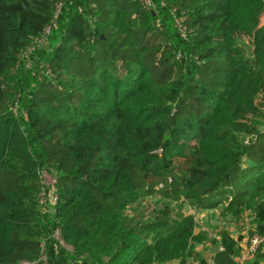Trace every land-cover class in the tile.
Returning a JSON list of instances; mask_svg holds the SVG:
<instances>
[{"label":"trees","instance_id":"obj_1","mask_svg":"<svg viewBox=\"0 0 264 264\" xmlns=\"http://www.w3.org/2000/svg\"><path fill=\"white\" fill-rule=\"evenodd\" d=\"M84 1H66L37 76L21 52L54 0H0V264H34L44 239L47 264H206L208 240L214 264H264V242L239 262L229 231L171 206L264 232V0ZM38 166L57 177L48 213ZM149 197L165 204L145 212Z\"/></svg>","mask_w":264,"mask_h":264},{"label":"built area","instance_id":"obj_2","mask_svg":"<svg viewBox=\"0 0 264 264\" xmlns=\"http://www.w3.org/2000/svg\"><path fill=\"white\" fill-rule=\"evenodd\" d=\"M66 1L67 0H54V10H53L51 22L46 24L41 32L31 36L30 40L28 41V43L21 52L26 67L30 69L34 75L40 76L42 75V72L48 75L52 74L51 68L44 61H41L39 63L40 68L37 67V61H38L37 53L42 48L46 47L52 29V24L56 22ZM138 2L144 8L147 9L149 8L154 9V7H156L157 5V2L160 5L165 4V0H138ZM171 12L173 15L174 26L176 27L177 31L181 35L186 36L188 32V28L185 24V16L183 14H180L176 9V7H172ZM180 56L181 53L177 52V57ZM10 108L14 112H17L18 103L16 100L11 103ZM37 175L40 181V190L38 193L39 201L41 204L40 210L43 213H48L53 210L54 205L58 200L59 194H58L57 177L55 172L47 166H38ZM60 229H61L60 226H54V231L52 235L59 238ZM247 239H248L247 251H248V255H251L256 251L260 243L264 242V232L262 233L255 232L251 236L249 237L247 236ZM45 248H46V243L44 239L41 243V254L39 258L33 262L34 264H40V263L47 264ZM172 262L173 263L170 264H178L177 260H173Z\"/></svg>","mask_w":264,"mask_h":264},{"label":"rangeland","instance_id":"obj_3","mask_svg":"<svg viewBox=\"0 0 264 264\" xmlns=\"http://www.w3.org/2000/svg\"><path fill=\"white\" fill-rule=\"evenodd\" d=\"M87 4H89L88 0L84 1V3L80 4L79 6L81 8H84L85 10L86 9L88 10ZM259 128L264 130V116L259 119ZM164 202L165 201H163L162 199L155 200V198L149 197L143 202V206H145L146 208L145 212L156 210L159 206H161L162 204H165ZM171 206L174 208L173 209L174 212H181L182 214H190L191 216H193V220L195 222L194 226L196 227V231L205 230L208 238L214 237L217 235L220 236V232L222 231V229H226L227 231H229V233L233 235L232 230L236 226L237 230H239L240 232L238 233V235H236L235 239L236 238L242 239L243 233L246 236H248L249 231L251 230L252 226H254V222L252 218L250 216H247L246 222L244 223L243 226H249V227H247V229L245 227L242 229H239L236 223L234 222V219L231 217V215H225L220 212L219 206L215 208H208V209L206 208L196 209L193 205H191L190 203L186 201L173 202ZM53 231H54V228L52 229L51 234L53 233ZM244 240L245 242H247L248 241L247 237H245ZM208 242L209 240L203 243H200V244H206ZM53 246L57 247L58 242L54 240ZM46 249L47 248H45V251ZM57 249L59 250L58 247ZM208 249L211 251L214 249L212 244L208 245ZM239 251H240V248H239Z\"/></svg>","mask_w":264,"mask_h":264},{"label":"crops","instance_id":"obj_4","mask_svg":"<svg viewBox=\"0 0 264 264\" xmlns=\"http://www.w3.org/2000/svg\"><path fill=\"white\" fill-rule=\"evenodd\" d=\"M263 18V19H262ZM259 24H264V11L263 13L261 14L260 18H259ZM247 227L249 226H245V228L247 229ZM253 228V226H252ZM196 231V230H195ZM233 232V235L231 234L232 238H234L235 242H236V246H238L240 248V253L238 255H236V259H238L239 262L241 261H244L245 259H248L250 257V255H248V251H247V242H245L244 238L247 237L243 232V235H242V239H238L236 237V235H238V233L240 232L239 230H237L236 226L234 227V229L232 230ZM215 238L219 239L220 236H214ZM210 244V242L206 243V244H196V249H202L204 246H206V249H204L203 251V254L206 258V260L208 261L209 259H212L213 261V250H209L208 249V245ZM220 248H222V244L220 243ZM208 253V254H207ZM173 260H170V261H166V262H162L160 264H170V263H173L172 262Z\"/></svg>","mask_w":264,"mask_h":264},{"label":"water","instance_id":"obj_5","mask_svg":"<svg viewBox=\"0 0 264 264\" xmlns=\"http://www.w3.org/2000/svg\"><path fill=\"white\" fill-rule=\"evenodd\" d=\"M183 12H184V10H183ZM167 136H168V135L166 134V135H165V138H166ZM206 264H214V263H213L212 259H209V260L207 261Z\"/></svg>","mask_w":264,"mask_h":264}]
</instances>
